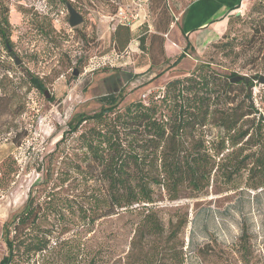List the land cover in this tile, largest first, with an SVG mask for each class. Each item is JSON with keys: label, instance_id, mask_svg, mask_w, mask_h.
<instances>
[{"label": "rangeland", "instance_id": "374dc122", "mask_svg": "<svg viewBox=\"0 0 264 264\" xmlns=\"http://www.w3.org/2000/svg\"><path fill=\"white\" fill-rule=\"evenodd\" d=\"M190 1L166 0L171 18ZM67 2L83 16L82 23L69 25ZM152 6L151 0H0L11 47L9 53L0 41V260L6 254L7 224L31 190L42 194L46 189L68 198L76 211L68 212L72 219L50 237L49 249L28 264H264V176L249 173V157L264 154V135L255 133L262 145L248 136L223 148L217 142L225 134L221 116L246 110L247 102L255 110L239 124L264 133V84L258 81L250 87L241 79L220 89L210 121L200 133L180 137V155L201 140L206 144L199 154L210 161V174L200 190L187 182L177 190L156 183L151 203L118 208L92 224L80 219L77 207L88 212L92 196L106 185L98 172L84 169L88 155L79 134L94 122L69 133L73 116L98 111L100 97L109 92L122 95L115 109L120 112L132 102L158 101L168 81L190 75L203 63L227 80L231 73L264 75V0H242L220 36L174 65V58L157 52L158 43L151 53L131 46L123 57L116 55L123 51L125 32L136 38L153 31ZM151 57L155 65H148ZM29 74L38 76L43 89L29 83ZM159 111L164 119L169 114L163 106ZM142 135L132 125L121 139L140 149ZM167 150V144H151L153 175ZM147 213L151 231L144 225Z\"/></svg>", "mask_w": 264, "mask_h": 264}, {"label": "trees", "instance_id": "16d2710c", "mask_svg": "<svg viewBox=\"0 0 264 264\" xmlns=\"http://www.w3.org/2000/svg\"><path fill=\"white\" fill-rule=\"evenodd\" d=\"M152 8L157 14V19L153 23L154 29L150 33L140 34L139 46L151 53L154 45L158 43L157 52L168 59L163 49L164 36L159 33L167 32L173 19L166 0H156ZM189 46L190 42L187 40L185 48L188 49ZM184 56L185 53H181L172 64H176ZM150 63L155 65L153 57ZM194 71L183 78L168 81L158 101L132 102L120 112L115 109L122 100V95L109 92L100 97L101 107L98 111L92 114L78 113L69 120V133L77 132L83 122L90 120L94 122L85 132L79 134L81 148L85 149L88 155L84 169L90 174L98 172L99 179L106 185L103 192L92 196L89 213L83 206L77 207L83 222L92 224L98 217L114 214L118 208L134 203H151L152 184L161 183L167 188L177 190L187 182L194 190L201 189L210 174L208 169L210 161L199 154L205 149L206 144L201 140L197 142L195 148L180 155L179 139L183 134L200 131L201 127L210 121L214 115L215 99L222 95L220 89L229 88L233 83L230 82V78L235 74L231 73L228 80L223 79L210 70L207 63L196 67ZM28 78L33 87L43 89L38 76L29 74ZM246 84L251 87L253 80ZM162 106L166 107L169 113L165 119L160 115L158 117ZM254 110L253 103L247 102L246 110L239 113L234 110L221 116L220 123L225 134L217 141L219 147L223 148L226 142L236 145L246 136L250 140L256 137L254 145H262L261 137L255 134L260 132V136L263 137L264 133H261L260 129L259 131L254 129L255 132H252L239 124L243 117L251 115ZM132 125L143 132L140 149L131 148L132 142H128V145L122 142V133ZM151 144H156V147L166 144L168 146V154L162 153L159 156L160 163L157 165L159 173L156 175L151 171ZM249 158L251 163L249 173L264 176V154H255ZM230 164L232 169L239 167L235 160ZM259 186L261 184H251L252 188ZM37 192L30 191L24 207L7 224L3 237L6 254L1 258L0 264H11L15 260L28 264L36 254L49 249L50 237L58 226H63L66 221L72 219L68 218L67 214L76 211V208L74 209L68 198L46 189L42 194ZM151 221V213H147L144 225L150 231Z\"/></svg>", "mask_w": 264, "mask_h": 264}, {"label": "crops", "instance_id": "0c3cea01", "mask_svg": "<svg viewBox=\"0 0 264 264\" xmlns=\"http://www.w3.org/2000/svg\"><path fill=\"white\" fill-rule=\"evenodd\" d=\"M241 1L191 0L177 14L173 13L174 19L170 21L167 32L159 33L164 36L165 56L169 60L174 58L171 60L174 61L181 53H185L186 56L200 53L209 39L220 36L226 30L228 18L234 11L231 8ZM124 34L126 36L121 38L123 51L118 54L120 57H123L124 53H128L127 47L136 48L138 46L141 49L139 46L140 35L131 38L126 32ZM187 40L190 42L188 49L185 48Z\"/></svg>", "mask_w": 264, "mask_h": 264}, {"label": "water", "instance_id": "95a60500", "mask_svg": "<svg viewBox=\"0 0 264 264\" xmlns=\"http://www.w3.org/2000/svg\"><path fill=\"white\" fill-rule=\"evenodd\" d=\"M66 7H67V10H68V14H69V19H68V23L71 27L73 26H76L80 23L83 22V16L72 6V4L70 2H67L66 3ZM13 58L15 60V63L16 64H19L20 63V58L13 54ZM77 72L74 71V74H76ZM241 79H243L246 83H248L250 80H253V81H258L259 83H262L264 84V75H258V76H232L230 78V82H238L240 81ZM248 90H249V87H248Z\"/></svg>", "mask_w": 264, "mask_h": 264}, {"label": "flooded vegetation", "instance_id": "af4514ba", "mask_svg": "<svg viewBox=\"0 0 264 264\" xmlns=\"http://www.w3.org/2000/svg\"><path fill=\"white\" fill-rule=\"evenodd\" d=\"M6 12L0 14V41L4 44L6 50L11 53L10 41L8 39V22ZM7 46V47H6Z\"/></svg>", "mask_w": 264, "mask_h": 264}, {"label": "built area", "instance_id": "2783aa9c", "mask_svg": "<svg viewBox=\"0 0 264 264\" xmlns=\"http://www.w3.org/2000/svg\"><path fill=\"white\" fill-rule=\"evenodd\" d=\"M116 55H118V54H116Z\"/></svg>", "mask_w": 264, "mask_h": 264}]
</instances>
